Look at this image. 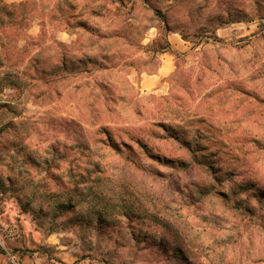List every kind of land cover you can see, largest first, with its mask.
I'll list each match as a JSON object with an SVG mask.
<instances>
[{
	"label": "rangeland",
	"instance_id": "374dc122",
	"mask_svg": "<svg viewBox=\"0 0 264 264\" xmlns=\"http://www.w3.org/2000/svg\"><path fill=\"white\" fill-rule=\"evenodd\" d=\"M1 1L0 264H264V0Z\"/></svg>",
	"mask_w": 264,
	"mask_h": 264
},
{
	"label": "crops",
	"instance_id": "0c3cea01",
	"mask_svg": "<svg viewBox=\"0 0 264 264\" xmlns=\"http://www.w3.org/2000/svg\"><path fill=\"white\" fill-rule=\"evenodd\" d=\"M20 1H22V0H3V2H5V3H15V2H20ZM30 31V30H29ZM31 33V32H30ZM60 35H61V37L62 38H59L60 39V41L63 43L65 40V37H67V42H64V43H69L70 42V40H69V35H68V33L66 32V31H63V32H61V33H59ZM62 39V40H61ZM159 70H160V72L162 71V66L159 68Z\"/></svg>",
	"mask_w": 264,
	"mask_h": 264
},
{
	"label": "trees",
	"instance_id": "16d2710c",
	"mask_svg": "<svg viewBox=\"0 0 264 264\" xmlns=\"http://www.w3.org/2000/svg\"><path fill=\"white\" fill-rule=\"evenodd\" d=\"M0 5H2V7H1L2 9H3L4 7H7V6H5V4L2 3L1 0H0ZM157 13H159V12H157ZM171 137H173L175 140L179 141L180 143L183 142V139L179 136V134H172Z\"/></svg>",
	"mask_w": 264,
	"mask_h": 264
}]
</instances>
